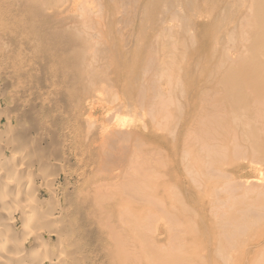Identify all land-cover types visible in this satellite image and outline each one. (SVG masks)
<instances>
[{"label": "bare ground", "instance_id": "bare-ground-1", "mask_svg": "<svg viewBox=\"0 0 264 264\" xmlns=\"http://www.w3.org/2000/svg\"><path fill=\"white\" fill-rule=\"evenodd\" d=\"M102 1L112 14L101 16L100 7L74 14L76 0H0V108L9 105L0 111V264H210V256L187 250L164 254V166L150 161L152 125L163 120L153 100L163 84L151 96L136 71L140 51L100 43L94 32L109 38L119 20L134 28L136 16L158 9L168 17L145 22L170 31L171 19L191 23L182 47H193L189 58L222 87L221 124L234 117L230 129H243V141L257 148L264 145V0ZM205 14L208 21L197 22ZM206 34L229 42L203 51ZM234 40L240 44L230 49ZM191 63L181 66V80H200ZM109 182L113 188L102 189ZM195 211L184 207L179 226L195 230ZM242 233L231 238L243 242Z\"/></svg>", "mask_w": 264, "mask_h": 264}, {"label": "rangeland", "instance_id": "rangeland-1", "mask_svg": "<svg viewBox=\"0 0 264 264\" xmlns=\"http://www.w3.org/2000/svg\"><path fill=\"white\" fill-rule=\"evenodd\" d=\"M76 1L79 6L74 14L82 15L86 8H92L94 11L99 7L101 16L112 14L102 6V0ZM140 16L135 18V29L129 28L128 24L119 20L121 23L118 22L116 35L103 39L99 38L97 30L94 34L100 43L108 42L113 43L117 49L123 46L121 49L132 47L140 51L142 61L136 71L140 72L142 83L149 89L151 96L156 95L154 88H161L162 84L164 86L160 90L164 96V110L160 102L162 96L154 99L157 101L153 100V103L156 102L154 104L160 105H154L153 109L157 108V112L162 110L160 112L163 114V120L161 123H153L150 144L152 165L164 166V254L174 258L181 256L183 250H187L198 259L204 257L209 259L210 256V264H264V239L260 238L264 229V145L257 148L249 147L243 141V129L240 132L230 129L236 126L234 117L231 118L229 127L221 124L220 121L225 118L222 112L225 106L218 101L220 95L217 87L221 86L214 83V77L210 79L197 59L189 58L193 56L190 50L194 51V48L182 47L183 33L185 28H193L191 23L184 26L181 25V21L171 19L168 25L172 26L173 30L170 31L166 27L163 29L159 22V25L145 22L148 19L150 21L153 14H150L149 18ZM156 16L168 17L163 13V9H158L153 17ZM117 18L120 19V16ZM208 18L205 14L199 15L196 19L202 23L207 22ZM141 25L146 26L143 29L145 34L143 39L139 32ZM235 25V22H231L229 27ZM103 29L106 30V26ZM205 36L211 42L203 51H210L213 45L215 47L214 42L221 46L229 42L225 37L219 42L220 35L216 39L210 34ZM219 44L216 46L220 49ZM237 44H240V40L230 42V49ZM198 48L199 46L195 47V50ZM233 50L231 52H234ZM232 56L236 58L235 53ZM188 63L197 69L199 81L181 80L183 79L181 66ZM240 72L241 69H238L235 75ZM202 81L204 83L201 84ZM242 87L247 88L246 85ZM238 96L233 93V100ZM259 101L261 106L264 105V99ZM140 105L139 103L135 109L136 112H142ZM8 110L9 105L2 103L0 111L5 113ZM3 124H6L5 120L0 125L1 129ZM259 131L264 138L263 124ZM259 131L254 130L253 134L258 135ZM187 171H191L190 174ZM68 180L66 178L65 182ZM40 181L36 176L37 185ZM122 182L115 180L117 185ZM111 188H113L111 182L102 187ZM69 191L72 192L73 189ZM56 194L61 198L63 191ZM44 197L46 196L40 195V198ZM184 207L192 211L196 209L195 230L187 225L179 226L181 210ZM244 226L249 229L240 230ZM238 230L243 232V242H236L231 238L240 232ZM232 241L236 243H233L235 246H232ZM260 242L262 245L258 246ZM227 245L231 251L218 256L216 250ZM230 254L233 257H230Z\"/></svg>", "mask_w": 264, "mask_h": 264}]
</instances>
